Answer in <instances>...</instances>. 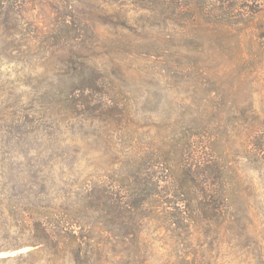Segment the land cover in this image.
<instances>
[{"label":"rangeland","instance_id":"1","mask_svg":"<svg viewBox=\"0 0 264 264\" xmlns=\"http://www.w3.org/2000/svg\"><path fill=\"white\" fill-rule=\"evenodd\" d=\"M54 1L27 5L16 28L0 26V264H175L194 247L182 224L158 221V230H145V247H108L92 195L106 186L129 194L149 176L172 205L174 174L185 183L190 163L202 170L207 160L223 161L214 111L233 79L235 41L247 46L264 0H166L178 9L166 14L160 0H82L73 21L85 38L53 45L45 34L55 26ZM221 19L237 29L224 48L200 32ZM73 65L98 80L91 102L71 77ZM205 120L213 129L203 130ZM233 219L200 235V264H264V195L250 215ZM38 220L63 226L71 246L46 244L11 259L36 249Z\"/></svg>","mask_w":264,"mask_h":264},{"label":"trees","instance_id":"2","mask_svg":"<svg viewBox=\"0 0 264 264\" xmlns=\"http://www.w3.org/2000/svg\"><path fill=\"white\" fill-rule=\"evenodd\" d=\"M35 1L37 0H0V26L18 27L25 7ZM165 1L160 0L162 6ZM81 2L82 0H63L64 4H60L59 0L53 2L56 22L52 30L45 34L48 43L62 44L85 38V34L78 31L79 28L73 21L79 17ZM177 10L176 6L171 10L168 6L162 8L165 14L175 13ZM225 14L232 15L228 11L222 15ZM258 14L261 16L260 20L257 25H251L254 36H251L247 46H240L239 41H235L237 29L227 26L222 19L217 20L218 26L208 23L200 28L201 37L209 42L217 37L222 48L231 46L234 41L238 46L237 64L231 72L233 79L223 83L220 111H214L219 116L218 129H221V135L218 146L222 151L223 161L211 163L207 160L202 170L194 168L190 163L181 172L188 177L185 183L178 182L181 174H174L170 189L178 199H174L172 205L164 200L167 188L161 185L159 179L151 181L149 176L141 179L138 175L140 179L129 194H122V190L110 186L93 194L92 202L103 211L102 224H106L108 247L126 244L135 248L145 247L149 244L145 230L152 225L158 230L160 225L157 222L165 220L174 226L182 224L187 234L185 242L190 244L188 248L194 245L195 249L205 229L219 228L227 222L233 223L235 219L231 220V215L234 213L240 217L250 215L252 200L257 195H264V6L259 9ZM206 15L208 22L213 20V10L209 9ZM248 18L251 20L250 16ZM71 68V77L75 78L80 91L91 102L93 88L99 86L98 80L85 69L77 70V65ZM246 89L248 92L244 95ZM205 121L203 130L213 129L215 124ZM230 154L235 158L228 159ZM201 175L202 181L198 180ZM76 225L72 224L71 231L76 229ZM62 227L59 223L53 227L38 220L37 233L31 243L36 249L10 258L22 259L32 252H41L46 244L55 248L60 246L62 251L67 250L71 245L66 246L69 243L67 236L62 235L65 240L60 237ZM183 243L184 241L181 244ZM78 246L75 249L77 253L82 250ZM193 249L181 250L180 259L175 264H200ZM10 258L3 257L2 262Z\"/></svg>","mask_w":264,"mask_h":264}]
</instances>
